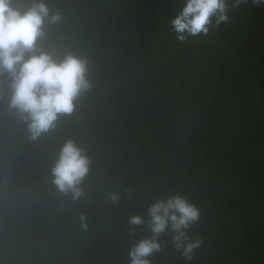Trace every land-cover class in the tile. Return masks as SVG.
<instances>
[{"label": "trees", "instance_id": "obj_1", "mask_svg": "<svg viewBox=\"0 0 264 264\" xmlns=\"http://www.w3.org/2000/svg\"><path fill=\"white\" fill-rule=\"evenodd\" d=\"M44 2L62 19L41 46L86 58L91 88L32 141L0 77V264H129L150 232L128 218L172 195L199 210L200 246L187 261L166 231L151 264H264V5L180 42L184 0ZM68 139L91 161L76 201L49 176Z\"/></svg>", "mask_w": 264, "mask_h": 264}, {"label": "clouds", "instance_id": "obj_2", "mask_svg": "<svg viewBox=\"0 0 264 264\" xmlns=\"http://www.w3.org/2000/svg\"><path fill=\"white\" fill-rule=\"evenodd\" d=\"M259 7L264 0H184L183 7L170 21L180 42L189 37L207 35L209 28L229 20V8ZM59 12L53 13L44 0H31L19 6L14 0H0V77L8 84V108L25 125L29 139L36 141L55 129L57 121L70 116L76 102L91 88L86 58L66 53L62 57L45 51L41 41L47 25L61 22ZM91 161L85 149L71 139L59 148L49 169L51 183L62 195L73 201L83 197L81 187L89 173ZM118 203L117 193L109 196ZM199 210L183 197L172 195L157 199L146 209V217L133 215L128 224H146L150 235L135 242L128 250L129 264H151L150 257L161 251L159 237L170 231L174 247L181 256L192 260L200 241H189L187 229L199 219ZM87 229V219L80 217Z\"/></svg>", "mask_w": 264, "mask_h": 264}]
</instances>
